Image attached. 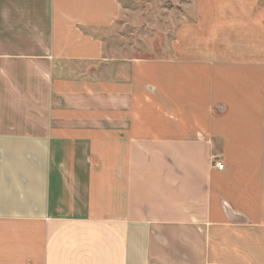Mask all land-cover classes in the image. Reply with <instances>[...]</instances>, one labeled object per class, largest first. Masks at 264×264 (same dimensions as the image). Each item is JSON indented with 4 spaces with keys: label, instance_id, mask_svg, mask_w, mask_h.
Returning <instances> with one entry per match:
<instances>
[{
    "label": "crops",
    "instance_id": "0c3cea01",
    "mask_svg": "<svg viewBox=\"0 0 264 264\" xmlns=\"http://www.w3.org/2000/svg\"><path fill=\"white\" fill-rule=\"evenodd\" d=\"M119 15L0 0V264H264V51L125 56Z\"/></svg>",
    "mask_w": 264,
    "mask_h": 264
},
{
    "label": "rangeland",
    "instance_id": "374dc122",
    "mask_svg": "<svg viewBox=\"0 0 264 264\" xmlns=\"http://www.w3.org/2000/svg\"><path fill=\"white\" fill-rule=\"evenodd\" d=\"M120 15L104 31L125 56L164 58L196 45L205 24H223L220 46L264 51V0H118ZM208 32V26H205ZM247 50V51H248ZM246 51V52H247ZM255 56V54H254Z\"/></svg>",
    "mask_w": 264,
    "mask_h": 264
},
{
    "label": "built area",
    "instance_id": "2783aa9c",
    "mask_svg": "<svg viewBox=\"0 0 264 264\" xmlns=\"http://www.w3.org/2000/svg\"><path fill=\"white\" fill-rule=\"evenodd\" d=\"M215 165H216V167H217V168H219V169H221V168H222V164H221V163H219V162L215 163Z\"/></svg>",
    "mask_w": 264,
    "mask_h": 264
}]
</instances>
